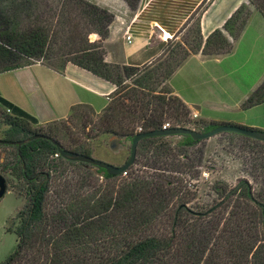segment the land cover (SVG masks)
Listing matches in <instances>:
<instances>
[{
  "label": "trees",
  "instance_id": "1",
  "mask_svg": "<svg viewBox=\"0 0 264 264\" xmlns=\"http://www.w3.org/2000/svg\"><path fill=\"white\" fill-rule=\"evenodd\" d=\"M122 1L130 12L136 11L139 0ZM24 3L30 11L26 26H19V9L25 5L7 15L9 23L0 16V73L2 63L19 69L45 56L58 57L111 83L115 91L99 114L88 106H73L68 119L59 121L61 129H44L0 98V105L11 112L1 115L7 126L4 141L38 134L51 140L36 139L20 147L0 145L13 149L11 162L0 164V174L11 173L24 198L16 214V250L1 264H264V157L259 158L264 143L230 134L258 156L251 159V167L263 187L254 194L248 180H239L233 194L224 189L219 202L200 212L188 207L201 167V160L198 165L182 161L200 143L189 136H174L181 139L175 145L166 140L172 137L141 140L133 165L120 176L67 161L58 153L61 149L91 156L88 144L74 137L73 128L79 124L80 136L87 142L101 136L130 142L138 129L160 130L169 124L168 117L175 120L171 127L185 128L180 118L186 116L187 107L172 94L170 77L198 53L207 59L231 54L252 10L264 19V0H247L204 41L198 23L194 50L164 67L160 58L168 55V42L155 60L158 67L154 61L140 67L106 63L102 41L114 21L106 9L84 0H57L54 5L43 4V10L38 0ZM90 35L97 40L91 41ZM159 83L167 86L157 92ZM262 103L264 80L240 109ZM215 126L204 125L201 130ZM232 198L224 217L220 210Z\"/></svg>",
  "mask_w": 264,
  "mask_h": 264
},
{
  "label": "crops",
  "instance_id": "2",
  "mask_svg": "<svg viewBox=\"0 0 264 264\" xmlns=\"http://www.w3.org/2000/svg\"><path fill=\"white\" fill-rule=\"evenodd\" d=\"M85 1L114 15L108 36L102 41L105 62L133 67L155 61L164 53L168 40L178 39L183 26L186 30L195 18L204 41L212 31L221 29L240 5L247 4L245 0H139L136 11L130 12L122 0ZM256 26L264 31V19L252 10L234 45L236 50L240 41L246 39V44L249 43ZM128 34H131L130 42L126 41ZM93 37L97 40L96 35ZM219 60L217 57L205 59L200 54L189 57L168 81L172 94L204 125H235L264 131V124L260 122L250 123L220 114L212 117L199 107V100H208L221 89L215 72L206 68ZM3 75L0 98L28 114L40 126L67 120L73 106H88L99 114L115 91L111 83L58 57L45 56L19 69L2 63L0 77ZM246 94L235 101V106L242 104ZM0 108L11 113L1 105Z\"/></svg>",
  "mask_w": 264,
  "mask_h": 264
},
{
  "label": "rangeland",
  "instance_id": "3",
  "mask_svg": "<svg viewBox=\"0 0 264 264\" xmlns=\"http://www.w3.org/2000/svg\"><path fill=\"white\" fill-rule=\"evenodd\" d=\"M24 1L18 0L17 3L13 4L14 0H0V16H4L6 22L8 21L7 23H9L7 15L14 13V9L17 6L20 7L21 5L23 7L25 5L24 8L19 9V26H26L30 11L26 9L28 4L24 3ZM56 1L38 0V7L43 10V4L54 5ZM245 2L247 3V0ZM2 21L4 22V19ZM197 26L198 18H195L186 30L183 26V29H181L183 33L179 34L178 39L168 40V55L160 58L162 60L160 63L162 67L171 63L175 57L182 58L184 52H187L188 49L194 50L197 40L193 31ZM93 36L90 35L89 37L91 41L96 40L93 39L95 38ZM230 42L232 43V41ZM237 46V50L236 46H233L234 50L231 54L217 57L220 59L218 62L206 65L207 69L211 68V71L215 72L218 85L221 86V89L216 92V96L202 102L199 100L201 103L199 107L201 110H207L209 112L208 115L212 117L220 114V116L225 115L226 117L227 115V117L250 123L260 122L264 124V103L249 110L240 109L241 104L235 106V101L245 93H247L248 97L264 80V31H261L259 26H256L255 32L250 36L249 43L246 44V39H244ZM154 62H156L155 66H160L157 64V61ZM3 79L4 75L0 77V80ZM126 83L129 84V82ZM166 86L164 83H159L157 87L155 86L156 91L164 90ZM204 113L206 115V112ZM1 115L2 109L0 108V140H3L7 126L2 124ZM87 115L89 116L88 113ZM193 115L195 114H192L187 108L186 116L181 117L180 120H183V123H185V128L203 132L201 129L204 124L194 118ZM84 118H87V116H84ZM166 122L170 124V127L175 124L173 117H168ZM73 124L75 125L76 121ZM49 127L61 129L62 124L58 121L45 125L43 128L48 129ZM73 130L74 137L78 138L80 143L83 145L88 144L91 157L94 159L119 166L129 156V141L101 136L87 142L85 136H80V124L74 127ZM87 132L88 128L86 129ZM166 140L171 145H175L181 139L180 137H172L166 138ZM111 145L114 146L113 149ZM248 151L250 150L246 149L241 140L230 134H219L206 141H200L195 148L188 150V160L183 159L182 161L198 165L199 160H201V167L198 168L200 176L197 183H194V187L191 188L194 195L191 197L188 207L198 212L209 209L220 201V195L224 189H233L238 181L242 179L248 180L252 186V192L257 194L260 188L263 187V184L259 177L254 176L255 173L251 167V159L258 156ZM12 154V148H0V164L2 162L10 163ZM261 157H264V155L259 154V158ZM203 173L207 174V176H202ZM3 177L6 181L7 192L0 200V264L16 250L17 238L14 230L19 225L16 214L24 206V198L19 195V181L9 172H5ZM233 203L234 199L232 198L229 203L221 208L220 212L224 217H227Z\"/></svg>",
  "mask_w": 264,
  "mask_h": 264
},
{
  "label": "water",
  "instance_id": "4",
  "mask_svg": "<svg viewBox=\"0 0 264 264\" xmlns=\"http://www.w3.org/2000/svg\"><path fill=\"white\" fill-rule=\"evenodd\" d=\"M223 133L236 134V135L246 137L251 140L264 143V131L245 128L242 126L218 125L208 131H203V132L195 131L193 129L184 128V127H169L165 129L161 128L160 130H154V131L138 132L137 134H135L134 137L130 141L129 156L127 160L122 165H119V166L108 164L103 161L94 159L91 156H86V155L75 153V152L68 151V150L59 149L58 153L63 159L67 161L84 163L87 165L94 166L96 168H100L106 171L107 174L109 175L120 176V175H125L126 171L133 165L134 159L136 156L137 145L143 139L154 138V137H174V136L185 135V136H189L191 140H193L194 142H200V141H206L214 136H217ZM36 139L50 140L46 136L42 134H38V135L31 136L29 138H26L24 140L17 141V142L0 140V145H4V146L16 145L17 147H20L21 145H24ZM111 148L113 149L114 146L111 145ZM237 189H238V186H235L228 195L230 196ZM6 192H7L6 181L4 177L0 174V200L4 197Z\"/></svg>",
  "mask_w": 264,
  "mask_h": 264
},
{
  "label": "built area",
  "instance_id": "5",
  "mask_svg": "<svg viewBox=\"0 0 264 264\" xmlns=\"http://www.w3.org/2000/svg\"><path fill=\"white\" fill-rule=\"evenodd\" d=\"M126 41H127V42H130V41H131V34L126 35ZM7 112H8V111H7ZM193 117H194V118H197V115H193ZM169 127H170L169 124L166 123V124H164L161 128H162V129H165V128H169ZM138 132H141V130L138 129ZM55 156L57 157L58 155L56 154ZM202 176L206 177L207 174L203 173Z\"/></svg>",
  "mask_w": 264,
  "mask_h": 264
},
{
  "label": "bare ground",
  "instance_id": "6",
  "mask_svg": "<svg viewBox=\"0 0 264 264\" xmlns=\"http://www.w3.org/2000/svg\"><path fill=\"white\" fill-rule=\"evenodd\" d=\"M165 36L163 35V38H164Z\"/></svg>",
  "mask_w": 264,
  "mask_h": 264
}]
</instances>
